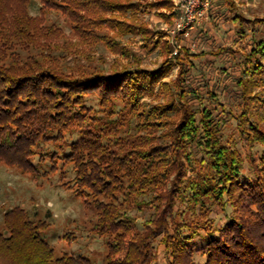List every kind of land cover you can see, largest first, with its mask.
<instances>
[{"label":"trees","instance_id":"1","mask_svg":"<svg viewBox=\"0 0 264 264\" xmlns=\"http://www.w3.org/2000/svg\"><path fill=\"white\" fill-rule=\"evenodd\" d=\"M39 1L35 16L34 0H0V162L35 175L45 166L63 177L71 172L75 192L96 210L92 232L107 247L105 264H153L159 238L168 264H264V19L234 18L239 33L251 28L254 38L236 77L237 111L228 97L187 85L191 66L204 72L192 53L175 54L166 39L167 64L148 69L101 33L138 27L146 40H163L166 33L137 23L144 0ZM147 4L170 10L159 13L169 23L182 16L172 0ZM54 10L72 23L70 36L47 23ZM99 43L135 60L93 66L94 52L83 47ZM174 61L181 68L165 81ZM136 119L137 139L120 141ZM233 122L252 149L263 147L250 156L248 171L238 140L224 133ZM215 207L233 216L220 226ZM146 208L153 214L139 225L133 210ZM4 226L0 264L92 263L59 255L45 233L50 223L26 208L6 211Z\"/></svg>","mask_w":264,"mask_h":264},{"label":"rangeland","instance_id":"2","mask_svg":"<svg viewBox=\"0 0 264 264\" xmlns=\"http://www.w3.org/2000/svg\"><path fill=\"white\" fill-rule=\"evenodd\" d=\"M144 1L146 6L139 14L137 23L139 25L146 24L154 31L171 33L176 27V20L168 24L167 19L159 14L160 12L170 13V10L147 6V3L161 0ZM172 1L177 6L180 5V0ZM233 1L234 8L231 10L229 0H211L209 8L199 15L192 25L193 28L176 32L175 35L170 34L172 39L164 38L162 40L158 34V37L146 40L141 28L138 27L133 32L116 34V31L105 29L101 33L108 32L113 35L121 43L122 48L134 53V58L141 59V67L148 69H157L163 64H167L166 59L171 56L162 47L163 41L166 39L176 46L175 54L187 58L186 52L192 53L195 56L191 59L204 72L199 74L191 66L187 85L201 89V93L205 96L210 90L228 97L231 99L232 106L238 111L239 100L234 96L238 91L236 77H239L243 71L241 67L244 61L243 55L251 51L254 38L251 28L247 30V35L239 33L241 28L234 18L238 13H241L249 19H264V0ZM41 7V2L34 0L31 13L35 16L40 15ZM46 19L49 25L54 24L62 27L69 36L72 34V23L63 13L56 10L49 11L46 13ZM256 35V37L262 36L263 32L256 33ZM74 41L76 40L74 39ZM83 48L87 53L90 50L94 52L91 65L107 70L128 65L135 60L126 57V55L115 53L102 43L86 45ZM187 67H190V63ZM180 68V62L174 61L170 74L164 80L175 79ZM207 83L208 87H204ZM158 89L159 87L157 91ZM146 100L151 102L154 98H146ZM194 102L197 103L195 104L197 106L201 104L197 101L191 103L194 104ZM220 107L218 104L214 105V108L219 112L222 111ZM136 122L137 119L134 122L126 123L119 135L120 141L137 139L139 130L135 129ZM160 133L161 131L158 134L160 135ZM224 133L227 137L238 140L239 149L246 158L245 168L248 171L250 156L252 153L263 150V147L255 146L252 149L249 142L240 137L235 122L226 126ZM73 179L74 175L71 172L63 177L60 171H50L49 166H45L40 173L35 175L0 162V233H5L4 215L6 211L20 206L26 208L36 220L43 219L50 223L51 227L45 233L59 255L66 252L74 253L89 258L91 264H105L107 247L103 238L97 237L92 232L94 221L97 219L96 210L94 207L88 206L84 198L77 195ZM133 214L138 218V224L142 225L144 221L151 218L153 211L151 208L135 209ZM211 216L221 226L229 220V216H233V213L227 216L221 208L215 207ZM70 233L76 236L75 241L65 237ZM156 244L159 246L160 254L153 264H168L164 251L165 246L161 244V238L156 241Z\"/></svg>","mask_w":264,"mask_h":264},{"label":"built area","instance_id":"3","mask_svg":"<svg viewBox=\"0 0 264 264\" xmlns=\"http://www.w3.org/2000/svg\"><path fill=\"white\" fill-rule=\"evenodd\" d=\"M182 16L176 23L173 34L193 28L199 15L209 8L211 0H180Z\"/></svg>","mask_w":264,"mask_h":264},{"label":"crops","instance_id":"4","mask_svg":"<svg viewBox=\"0 0 264 264\" xmlns=\"http://www.w3.org/2000/svg\"><path fill=\"white\" fill-rule=\"evenodd\" d=\"M180 3V2H179ZM175 10H180L181 11V4L179 5V6H177L176 4H175ZM179 19L180 18H174L173 20H176V22H178L179 21ZM168 24H170L169 22H168ZM176 26V25H175ZM172 31H174V30H172ZM172 31H171V33H166V37L165 38H169V39H172V37H171V35L170 34H173L172 33ZM181 34V33H180ZM173 35H175V34H173ZM174 37V36H173Z\"/></svg>","mask_w":264,"mask_h":264}]
</instances>
